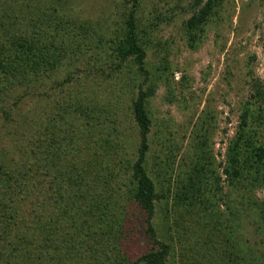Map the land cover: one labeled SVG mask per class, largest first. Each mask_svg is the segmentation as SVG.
<instances>
[{
    "label": "trees",
    "instance_id": "16d2710c",
    "mask_svg": "<svg viewBox=\"0 0 264 264\" xmlns=\"http://www.w3.org/2000/svg\"><path fill=\"white\" fill-rule=\"evenodd\" d=\"M223 2L192 0L184 24L190 47ZM71 3L0 0V264H175L177 247L191 258L182 264H264V203L251 195L264 189V79L251 80L227 147L222 172L236 192L235 208L227 197L229 216L211 209L204 167L195 164L175 194L177 208L184 210L174 209L179 212L174 233L166 218L167 236L160 239L153 218L162 195L148 170V104L160 76L145 68L143 43L150 32L140 26V0H122L123 26L107 38L73 17ZM83 46L106 51L116 69L134 62L143 76L145 86L138 87L130 106L138 137L134 154L128 130L113 144L103 141L111 153L102 155L87 138L74 141L82 128L69 137L53 117H43L38 100L44 87L55 82L65 62L79 60ZM92 57L98 61L99 52ZM134 209L143 215L151 248L131 260L123 246ZM247 209L263 248L244 247L234 230L240 210ZM184 213L189 225L183 224Z\"/></svg>",
    "mask_w": 264,
    "mask_h": 264
},
{
    "label": "rangeland",
    "instance_id": "374dc122",
    "mask_svg": "<svg viewBox=\"0 0 264 264\" xmlns=\"http://www.w3.org/2000/svg\"><path fill=\"white\" fill-rule=\"evenodd\" d=\"M191 4L192 0H140L138 14L140 26L150 32L143 43L145 68L160 76L148 104L152 118L148 170L162 195L153 218L160 239L167 236L166 218L173 229L179 213L174 209L184 210L177 208L175 194L195 164L204 167L202 185L205 198L214 203L211 209L229 216L227 197L235 208L236 192L222 172L227 147L249 97L251 80L264 79V0H224L195 48L190 47L184 27L192 14ZM70 10L73 17L87 21L106 38L123 26L126 12L122 0H72ZM91 47L83 46L79 60L65 62L55 82L46 84L38 100L46 112L43 117H53L69 137L74 129L82 128L80 139L74 141L87 138L102 155L111 153L103 141L113 144L117 136L128 133L129 153L134 154L138 137L130 106L138 87L145 86L143 76L134 62L116 69L106 51ZM96 52L98 61L92 57ZM88 110L99 119L97 129ZM251 195L264 203L263 188L253 189ZM246 213L248 209L240 210L232 223L240 243L263 248L262 236L255 234L253 219ZM184 215L183 224L189 225ZM130 228L123 248L135 260L151 248L139 210L134 209ZM186 257L191 259L177 247L174 263L182 264Z\"/></svg>",
    "mask_w": 264,
    "mask_h": 264
}]
</instances>
